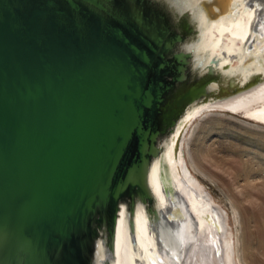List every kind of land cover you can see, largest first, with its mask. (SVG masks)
<instances>
[{
	"label": "water",
	"instance_id": "1",
	"mask_svg": "<svg viewBox=\"0 0 264 264\" xmlns=\"http://www.w3.org/2000/svg\"><path fill=\"white\" fill-rule=\"evenodd\" d=\"M243 12L248 38L214 51ZM263 82L264 0H0V264H116L123 213L146 264L140 211L150 253L187 264L167 150L188 114Z\"/></svg>",
	"mask_w": 264,
	"mask_h": 264
},
{
	"label": "rangeland",
	"instance_id": "2",
	"mask_svg": "<svg viewBox=\"0 0 264 264\" xmlns=\"http://www.w3.org/2000/svg\"><path fill=\"white\" fill-rule=\"evenodd\" d=\"M248 110L206 111L184 155L191 175L227 213L236 264H264V126Z\"/></svg>",
	"mask_w": 264,
	"mask_h": 264
},
{
	"label": "bare ground",
	"instance_id": "3",
	"mask_svg": "<svg viewBox=\"0 0 264 264\" xmlns=\"http://www.w3.org/2000/svg\"><path fill=\"white\" fill-rule=\"evenodd\" d=\"M254 19L255 12H243L236 21L218 26L216 29L218 35L211 44L214 46V51L218 52L221 49L220 46H222V40L225 36L232 43L229 49L233 51L236 48L235 44L238 39L245 41L248 38ZM224 44H228V42L226 41ZM212 109L233 112L234 114L250 109L247 114L249 118L264 126V82L233 98L203 106L188 114L185 121L188 127L185 129L178 157L175 156V141H173L167 150L166 159L169 162L171 174L177 188L185 197L188 208L195 219L194 223L189 218L184 226L187 238L191 237L187 264H236L230 241L231 230L227 226L229 224L227 213L224 209L219 208L220 206L218 208L215 206L216 203L212 195L191 175L184 155L185 150L188 148L194 122L206 116V111ZM196 124L198 125V123ZM181 130L182 128L178 130L176 139ZM152 181L162 205L166 206V198L162 193L158 165L154 169ZM137 225L138 243L143 250L145 263L171 264L168 257L158 255L161 259V261H158L150 253L151 248L155 249V240L149 230L144 211L138 213ZM135 257L136 255L130 244L125 213H123L118 229L116 264H135Z\"/></svg>",
	"mask_w": 264,
	"mask_h": 264
}]
</instances>
